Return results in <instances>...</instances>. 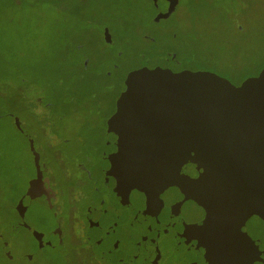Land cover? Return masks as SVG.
Masks as SVG:
<instances>
[{
	"label": "rangeland",
	"instance_id": "1",
	"mask_svg": "<svg viewBox=\"0 0 264 264\" xmlns=\"http://www.w3.org/2000/svg\"><path fill=\"white\" fill-rule=\"evenodd\" d=\"M157 13L152 0H0V264H89L86 252L90 262L98 264V249L85 246V235L77 225L68 224L66 214L63 245L38 247L40 241L50 238L54 224L35 190V161L27 143V137L34 142L39 138V124L7 102L19 91L16 84L37 85L43 93L38 100L54 105L51 129L57 135L46 140H66L63 149L73 152L78 134L93 133L99 143L92 151L97 154L106 120L124 90L126 73L160 66L168 52L176 53L181 61L187 59V68L210 70L213 63L226 62L224 55L218 57L222 49H235L242 55L240 59H249L237 63L252 74L264 69V0H182L169 19L155 22ZM103 25L109 27L113 45L107 43ZM253 49L260 52L255 54ZM119 51L121 59L117 58ZM86 53L94 60L91 78L82 81V88L92 86L105 100L99 117L90 125L82 115L83 104L69 99L68 94ZM115 64L121 72L108 78L106 73L114 72ZM92 75L97 76L92 79ZM246 77L230 79L241 83ZM13 82L12 90L3 87ZM38 107L44 111L42 105ZM15 118L27 137L16 130ZM49 163L60 181L55 162L49 159ZM21 221L27 224L25 228L16 227ZM72 229L75 233L71 234ZM127 251L136 252L133 245ZM162 254L161 264H179L171 251ZM28 255L34 256L29 259Z\"/></svg>",
	"mask_w": 264,
	"mask_h": 264
},
{
	"label": "water",
	"instance_id": "2",
	"mask_svg": "<svg viewBox=\"0 0 264 264\" xmlns=\"http://www.w3.org/2000/svg\"><path fill=\"white\" fill-rule=\"evenodd\" d=\"M160 1L154 0L162 8ZM165 1L168 6L156 22L169 19L178 8L179 0ZM105 35L111 40L108 30ZM15 122L22 131L17 118ZM107 125L117 136L108 173L122 199L138 192L147 203H163L161 195L176 188L183 202L193 201L205 212L202 226L194 229L209 263L258 260L259 246L241 228L254 216L264 222V69L240 87L210 71L133 70ZM29 145L38 167L32 139ZM187 166L197 175L184 174ZM26 225L21 221L19 226ZM148 231L141 230L142 241ZM46 245L54 244L40 241L38 247ZM111 259L116 264L115 256Z\"/></svg>",
	"mask_w": 264,
	"mask_h": 264
},
{
	"label": "flooded vegetation",
	"instance_id": "3",
	"mask_svg": "<svg viewBox=\"0 0 264 264\" xmlns=\"http://www.w3.org/2000/svg\"><path fill=\"white\" fill-rule=\"evenodd\" d=\"M181 1L179 0L178 8L181 6ZM160 2L163 3L162 8L155 5L154 0H152L153 7L158 12L154 18L155 22L159 11H164L168 6L167 1ZM102 27L103 31L108 30L110 33L107 25ZM146 39L150 43L154 42L148 36ZM107 41L109 45L114 43L112 38L111 40L108 38ZM122 57L123 53L119 51L117 58L121 59ZM93 60L94 56L90 53L84 55L80 72L85 82H87L86 78H91L90 64ZM187 61V59L185 62L181 61L176 53L168 52L165 61L160 66L153 68L160 67L173 72L192 70L187 68ZM202 71L214 72L212 70ZM117 72L119 74L121 72L119 64H115L114 72H107L106 76L110 78ZM128 74L126 73L123 79L124 90L125 79ZM96 76L92 75V79ZM246 79L247 77L242 82ZM228 80L236 87H240L242 84V82L237 83ZM91 101V109L85 116L89 120L88 125L99 117L100 104L104 103L105 100L99 98V94L96 93ZM115 110L116 103L114 111L106 120L105 134L102 136V144H100L97 154L92 151L99 143L94 141L93 133L78 134L75 137L78 146L73 152L63 149L64 144H67L68 141L57 139L56 142H50L46 140L48 136H43L42 141L38 139L39 142H34L35 150L39 154V166L36 167L35 165V190L51 214L54 223L53 229L50 230V238L46 240L53 241L54 245L44 247L55 248L63 245L65 241L63 216L66 214L68 215V224L77 225L85 235L82 237L83 241L86 242L85 246L91 244L98 249L96 252L97 259L95 258L98 264L100 261H104L105 264H114L111 259L112 255L115 256L116 264H161L164 255L162 253L170 251L179 259V264H212L206 260L205 250L198 246L195 239L194 228L196 225L202 226L205 212L193 201L183 202V195L178 189L171 188L162 194L163 203L161 200H150L147 203L146 197L138 192L131 193L129 199H122L114 191L115 180L110 176L108 170L111 166L110 155L117 150V136L108 131L107 122ZM21 133H24V130ZM57 143H61L62 146ZM49 159L55 162L60 181L55 169L50 165ZM183 173L191 176L197 175L194 168L189 169L188 166L183 169ZM147 207L148 211L142 217ZM145 228L149 230L148 236L145 241H142L141 230ZM241 229L259 246V258L254 264H264V222L254 216ZM72 233H75L74 229H72ZM130 245L135 247L136 252L128 253L127 248ZM87 254L89 253L84 254L87 263L92 264L91 258ZM155 259L156 262H154ZM147 260H149L148 263Z\"/></svg>",
	"mask_w": 264,
	"mask_h": 264
},
{
	"label": "trees",
	"instance_id": "4",
	"mask_svg": "<svg viewBox=\"0 0 264 264\" xmlns=\"http://www.w3.org/2000/svg\"><path fill=\"white\" fill-rule=\"evenodd\" d=\"M237 30L238 32L242 31V29H240L239 27L237 28ZM171 37L177 38L175 33H171ZM253 52L255 54H258L260 50L256 51L253 49ZM223 55L226 58V62H222L221 64L213 63L211 66H214V67L210 70L228 79L234 76H239L243 74H247L248 76H253V75L258 74V73L252 74L250 73L249 68L239 66V64L237 63L239 60H249V59H240L242 55H239V53L235 49H232V50L222 49L220 54H218V57L223 56ZM82 66H83L82 63L77 65L75 75L73 76L75 80L74 81L75 85L69 87L70 90L68 91V94L70 95L69 99L74 100V102L79 101V103L83 104L82 107L84 108L83 111H85V114H82V115L83 117H85L89 113V109H91L90 108V104L92 103L91 99H93V95L96 94V91L92 88V86L91 87L85 86L82 88V81L85 82L80 72V69ZM219 67L221 68V70H219L220 69ZM14 86H15V83L13 82L12 84H6V86H3V87H8L12 90ZM15 87H17L19 91L16 92V95L13 94V96L8 98L7 102L9 103L11 107H17L18 109H20V111L27 112L28 115L32 117L36 123L39 124L38 125L40 127L39 128L40 134H38L39 141H42L43 136L49 135L48 137L50 138H52L53 136H56L57 134L56 133L54 134L52 132L51 127L53 125V122L51 121L52 119L50 118L52 114L51 110L54 107V105L52 103L49 104V102L45 103V102H41L40 100H38L43 93L42 91L39 90L37 85H34V84L32 85V84H28L27 82H22V83L16 84ZM39 105H42V107H44L43 108L44 111L39 110V107H38ZM75 114H80V113L75 112ZM16 130L18 131L20 135L27 137L26 135H24V133H21L19 129H16ZM27 139H28L27 143L29 145L30 139L28 137ZM39 141H36L35 139L36 143ZM63 141H66V140H63ZM0 236L1 237L3 236L1 234V230H0ZM0 242H2L1 238H0Z\"/></svg>",
	"mask_w": 264,
	"mask_h": 264
}]
</instances>
